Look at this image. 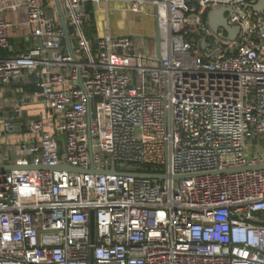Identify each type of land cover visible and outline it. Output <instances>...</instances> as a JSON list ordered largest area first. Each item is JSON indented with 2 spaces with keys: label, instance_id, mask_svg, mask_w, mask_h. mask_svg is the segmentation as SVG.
Segmentation results:
<instances>
[{
  "label": "built area",
  "instance_id": "built-area-1",
  "mask_svg": "<svg viewBox=\"0 0 264 264\" xmlns=\"http://www.w3.org/2000/svg\"><path fill=\"white\" fill-rule=\"evenodd\" d=\"M59 2L73 56L54 0H0V51L33 43L0 56L21 94L2 132L41 104L0 165L94 172L0 171V264H264V0ZM111 6L156 18L152 50Z\"/></svg>",
  "mask_w": 264,
  "mask_h": 264
},
{
  "label": "crops",
  "instance_id": "crops-1",
  "mask_svg": "<svg viewBox=\"0 0 264 264\" xmlns=\"http://www.w3.org/2000/svg\"><path fill=\"white\" fill-rule=\"evenodd\" d=\"M92 15H93L94 23L93 24L91 23V25L86 28V30L90 32L91 34L89 35L90 37H92V35L96 33L97 27L102 22L104 12L98 11L95 14H91V16ZM16 16L21 19L23 17L22 11H20V14L18 13V15ZM91 16H90V19H91ZM128 24L129 25H128V28L126 27L127 28L126 30L119 29V30H115L112 32L114 34H122L126 32L136 33V31L134 32V30H136L137 28V26L135 25L136 22L134 20V16H130V18L128 19ZM10 44L12 46V49L8 52L0 51V56H5L8 54H16L15 51L18 47H22L24 49V48L31 46L33 43L30 40L28 41L26 38H20L19 36H15L11 38ZM18 87L19 86L15 84L8 85V86H0V164H2L1 163V151L5 150L6 144L13 143L19 139H22L25 136V124L24 123L27 121L29 117H34L41 111L40 110L41 104L39 100H37L36 104H32L31 102H28L27 104L23 106L24 115H23V119H21L22 120L21 124L19 122V127L13 129L12 131L2 132L5 123L8 121L10 117L14 115V107L21 98V94L19 93ZM22 87L25 90L28 87L32 89L33 92H35L36 90L34 86H30V85H25Z\"/></svg>",
  "mask_w": 264,
  "mask_h": 264
},
{
  "label": "water",
  "instance_id": "water-1",
  "mask_svg": "<svg viewBox=\"0 0 264 264\" xmlns=\"http://www.w3.org/2000/svg\"><path fill=\"white\" fill-rule=\"evenodd\" d=\"M54 2H55L56 9H57V14L59 17L60 24H61V27H62L63 32H64L63 40L66 44V50L65 51H66V53H69L71 56H73L71 39L69 38L68 29L66 26V22L64 19V15H63V11H62L60 2H59V0H54ZM262 8H263V0H260V4L256 5L255 9H257L260 12L262 10ZM224 13H225L224 8H218V9L211 10L207 16V23L213 32H216L218 27H223L228 32L229 37L232 40V39H234L236 33L238 32V28L237 27H229L226 25ZM154 28H155V39L158 41L159 39H158V35H157L156 18L154 19ZM263 167H264V164L255 166L253 168H263ZM13 169L67 170V171H73V172H78V173H80V172H82V173H85V172L93 173L94 172V170L92 168H90L88 171H84V170H81L79 168H73L69 165H59V166H30V165L5 166V165H0V171H10ZM90 237H91V241L93 242V239H94L93 216H91V218H90ZM90 262H91V264H93L92 257L90 258Z\"/></svg>",
  "mask_w": 264,
  "mask_h": 264
},
{
  "label": "rangeland",
  "instance_id": "rangeland-1",
  "mask_svg": "<svg viewBox=\"0 0 264 264\" xmlns=\"http://www.w3.org/2000/svg\"><path fill=\"white\" fill-rule=\"evenodd\" d=\"M8 18H11L10 16L7 15ZM104 17V16H103ZM130 18V15L124 11H121L120 9H118L117 7H112L111 6V10L109 12V25L111 28V31H115V30H119V29H127L128 28V19ZM134 20L136 22V30H134V32L136 31V33H132L133 35H135V40L139 41L140 39L142 40H146L147 41V45L149 50H152L153 46H154V42L152 39V35H153V28L154 26L152 25L151 20L146 17L145 15H136L134 16ZM127 27V28H126ZM145 34L144 37L138 38L137 35H142ZM251 142L254 145H259L261 148V151H264V137H257L255 136L254 138L251 139Z\"/></svg>",
  "mask_w": 264,
  "mask_h": 264
},
{
  "label": "trees",
  "instance_id": "trees-1",
  "mask_svg": "<svg viewBox=\"0 0 264 264\" xmlns=\"http://www.w3.org/2000/svg\"><path fill=\"white\" fill-rule=\"evenodd\" d=\"M91 23H92V24L94 23L93 15L91 16ZM86 32H87V35H88V36L91 35L90 32H88L87 30H86ZM89 37H90V36H89ZM26 90L29 91V92H33V90L30 89V88H28V87L26 88Z\"/></svg>",
  "mask_w": 264,
  "mask_h": 264
}]
</instances>
